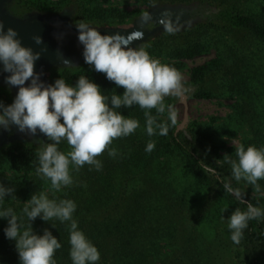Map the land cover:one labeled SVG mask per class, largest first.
<instances>
[{
  "label": "trees",
  "instance_id": "1",
  "mask_svg": "<svg viewBox=\"0 0 264 264\" xmlns=\"http://www.w3.org/2000/svg\"><path fill=\"white\" fill-rule=\"evenodd\" d=\"M155 1L164 0H146L147 3ZM223 1L231 3L217 14L218 18L229 23L225 30L218 33L215 40L207 36H187V41L174 51L178 56L193 57L207 53L210 48L216 50L213 59L192 70L191 78L197 86L194 95L234 99L233 116L237 115L247 123L250 132L243 145L245 148L250 145L259 148L264 146V0H240L236 5L233 0ZM85 3L92 4V9L98 13L106 11L97 0H14L8 8L12 14L21 16L33 10L58 12L62 7L80 9ZM240 30L245 32L240 33ZM199 31L202 35L206 30L200 28ZM59 70H51V82L63 78L74 86L79 76L86 75L107 95L124 91L123 87H117L106 79L104 73L95 71L87 63L78 69ZM0 88L6 96L5 100L1 99L3 104L13 103L10 89L1 83ZM171 98L168 96L165 100L170 101ZM119 111L139 120L140 127L127 137L113 140L108 147L118 150L115 157L109 156L107 149L97 157L103 165L100 171L87 164L79 171L74 170L73 185L62 189L58 196V200L76 202L74 219L78 221L79 229L97 246L101 257L98 264H221L223 252L230 249L224 240L226 228L222 230L219 224L227 222L212 219L223 207H229L232 213L236 208L246 210V204L224 191L222 181L239 188L247 202L257 205L264 201V197L256 198L247 192L245 181L237 182L232 178L229 164H216L225 154L236 159L237 147L224 150L214 144L209 145L205 140L211 141L209 135L204 133L205 136L201 137L196 135L198 131L191 129L190 136H195L193 144L184 132H175L172 125L166 136L150 137L145 128L144 109L133 105L132 108L122 106ZM155 113L152 112L153 115ZM31 137L39 139L40 136L34 134ZM17 138L25 141L29 137L21 135ZM150 141L155 142V148L149 153L145 149ZM21 147L23 150L17 154L10 149L0 151V183L15 188L5 198L3 207L14 208L18 216H22L23 202L51 184L50 180L33 171L31 161L36 160L33 157L37 154L34 146L21 145L17 150ZM59 147L63 152L71 150L67 141H62ZM201 160L217 169L219 180L200 169ZM122 162L124 171L115 169ZM97 177L99 192L95 184ZM258 183L264 190V179ZM12 196H15L13 201ZM199 197L202 200L198 204ZM23 220L27 227V218L23 217ZM31 224L35 233L42 235L47 229L60 240L62 247L56 250L54 257L57 264H72L69 255L70 222L61 223L55 218L43 221L37 217ZM7 226V218H0V264H20L15 241L5 236ZM243 242L242 259L237 264H264V220L249 221Z\"/></svg>",
  "mask_w": 264,
  "mask_h": 264
},
{
  "label": "clouds",
  "instance_id": "2",
  "mask_svg": "<svg viewBox=\"0 0 264 264\" xmlns=\"http://www.w3.org/2000/svg\"><path fill=\"white\" fill-rule=\"evenodd\" d=\"M76 27L78 40L83 45L85 63L93 66L95 71L104 73L106 79L117 87H123L122 94H105L86 75L79 76L74 86L63 78L45 85L40 81L39 74L34 72L39 53L22 46L17 32L12 28L5 32L0 23V63L4 72L11 73L6 77V82L19 86L13 103L7 106L0 103V126L7 128L15 124L21 132L27 130L32 134L39 129L48 138L50 143L41 144L38 152L36 171L42 178L50 180L54 192L73 185L72 172L79 171L85 164L100 171L103 165L97 157L105 149H108L109 156L115 157L118 150L108 146L114 139L127 137L140 127L139 120L119 111L122 106L132 108L138 105L145 110L148 136H166L169 126L177 124L178 112L173 105L165 104V98L183 97L188 91L183 84V75L177 68L150 56L143 47H128L133 40L142 38V32H133L125 38L119 34L102 35L96 26L88 22L80 21ZM164 27L168 32L174 31L170 24ZM36 42L41 43V38L36 37ZM68 63L65 61V64ZM30 78V84L24 86ZM152 109L156 110V115L152 114ZM166 110L167 119L162 121L160 116ZM62 141H67L70 151L60 150ZM154 148L155 142L150 141L145 150L150 153ZM235 155L236 159H233L225 154L216 164H229L233 179L237 182L243 180L256 192H261L258 181L264 179V146L257 148L250 145L245 148L240 144L235 149ZM200 164L204 173L220 179L215 167L204 160ZM222 182L225 192L246 204V210L236 208L227 219L230 238L238 245L249 221L264 218V209L245 201L240 189L233 188L230 182ZM14 191V187L0 183V218L8 220L5 236L15 241L20 264H57L55 252L62 244L47 229L42 235L33 231L31 222L37 217L43 221L55 218L61 223L70 222L69 255L72 264H98L101 257L97 246L79 229L78 221L74 219L73 214L77 209L75 201L49 198L47 192L41 191L23 202L22 216H18L14 208L3 207L5 198ZM23 217L29 222L27 227Z\"/></svg>",
  "mask_w": 264,
  "mask_h": 264
},
{
  "label": "rangeland",
  "instance_id": "3",
  "mask_svg": "<svg viewBox=\"0 0 264 264\" xmlns=\"http://www.w3.org/2000/svg\"><path fill=\"white\" fill-rule=\"evenodd\" d=\"M14 1V0H13ZM12 1V2H13ZM55 1V0H50ZM101 7L106 9L104 13H98L96 10H93V5L90 3H85L83 7L80 9H72L69 7H62L58 12H47V11H27L21 16L25 15H41L44 17L47 16H68L70 22H72V26L76 27V25L80 22H88L97 28H110V27H118V28H130L132 27L134 21L140 19L144 15L147 14L148 11L152 9H157L159 6H173V7H182L186 8L188 14L186 19L183 22H180L177 27H172L174 29L173 32H168L165 28H160L157 33L150 34L149 37L144 41L140 42L141 47L145 48L150 56L161 60L162 63L170 64L177 68L183 75V84L188 89V91L183 95L184 100H181L180 97L172 96V100H165L166 105H173L178 112V120L177 124L174 125L175 132L181 131L186 134L188 139L194 144L195 136L192 138L190 136L189 131L191 129H195L196 135L205 136V134L211 137V141H207L209 145H216L220 149H228V148H236L239 147L240 144H243L244 140L250 137V132L248 128V124L242 122V120L236 115L233 116L234 110L233 105L235 104V100L223 97V98H203L195 96V91L197 90V86L192 81V70L193 68L203 65L207 63L209 60L215 57L216 50L214 48H210L208 52H202L193 57H183L178 56L174 51L175 48L182 46L183 43L187 41V36L191 37H199V38H213L215 40L217 34L225 30V25L229 23L224 22L220 18H218V12L222 9L228 7V2H224L223 0H191V1H155L147 3L146 0H97ZM220 1H223L222 3ZM240 0H233V4L236 5ZM92 3V2H91ZM242 7V6H241ZM7 9L9 10L8 6ZM10 11V10H9ZM11 12V11H10ZM228 18V16H226ZM203 26V27H202ZM200 28L205 29L206 31L200 35ZM197 32V33H196ZM240 33H244L245 30H240ZM196 33V34H195ZM161 50V52H159ZM85 63V60L79 62L74 66L69 67H51L47 71L48 81L50 84H53L50 80V74L52 69H56V71H60L61 68H70V69H78V67ZM55 82V81H54ZM2 84V83H1ZM7 87V86H6ZM8 88V87H7ZM1 90L3 88H0ZM9 89V88H8ZM11 91V89H10ZM12 93V91H11ZM13 96V93H12ZM5 95L1 91L0 92V103H3L5 100ZM14 97V96H13ZM3 99V100H1ZM14 101V99L12 100ZM7 106V105H5ZM152 112H156L155 109H152ZM156 115V113H155ZM129 117H132L129 115ZM167 119V110L166 112L160 116V120ZM140 122V121H139ZM233 126V128H228V126ZM1 127V126H0ZM236 130L234 133L233 131ZM24 138V137H22ZM118 139V138H116ZM48 138L42 133L39 139L35 138H27L25 141H21L19 138H12L7 143H0V151L5 152V150H12V152L17 154L19 151L23 150V147L17 150L21 145L28 146V144L33 145L36 150V156L33 158V171L38 167V152L40 150L41 144H46ZM203 142L202 140H200ZM108 150V149H107ZM120 162V160H119ZM129 165V164H128ZM124 163L122 165L119 163L115 166V169L122 168L124 171ZM31 172V171H29ZM7 173V172H6ZM101 177L104 173L100 174ZM100 177V178H101ZM98 177L95 181V184H99ZM96 185L97 192H99V185ZM247 192L256 198L264 197V190L261 189V192H256L251 185H246ZM203 189V187H202ZM201 189V191H202ZM47 192L49 198H56L60 192H54L51 189L50 185H45L43 190ZM113 193V192H111ZM14 199L11 198V201ZM202 198H197V203H201ZM26 202V201H25ZM257 206L264 209V201L263 203L257 204ZM232 209L229 207H223L220 212H218L216 218L212 219V221L221 220L223 222H227V219L231 216ZM4 219V218H2ZM264 220V218H261ZM213 223V222H212ZM218 225V224H217ZM220 228L223 230L226 228V235H224V240H226V244L230 249L227 252H223L224 256L220 261L221 264H237L240 259H242V251L244 250V242L243 239L240 243L234 244L231 240V231L229 230L227 223L219 224ZM227 226V227H226ZM224 227V228H223ZM231 246V247H230ZM227 248V249H228ZM220 260V258H219Z\"/></svg>",
  "mask_w": 264,
  "mask_h": 264
},
{
  "label": "water",
  "instance_id": "4",
  "mask_svg": "<svg viewBox=\"0 0 264 264\" xmlns=\"http://www.w3.org/2000/svg\"><path fill=\"white\" fill-rule=\"evenodd\" d=\"M13 0H0V23L4 26V31L7 32L9 28L17 32V39L21 41L22 46L31 48L33 53H39V59L34 63V72L39 74L40 81L45 85L50 84L48 81L47 71L51 67H69L78 64L84 60L83 45L78 40V31L71 29L69 26V18L63 16H41V15H25L17 16L12 14L7 6ZM102 35H115L119 34L127 38L131 33L137 30L133 27L128 29L110 27V28H97ZM36 37H40L42 42L37 43ZM139 39L133 40L128 47H133L137 44ZM68 61V64H65ZM11 73L4 72L3 64L0 63V83L6 85L11 89L14 99L18 93L19 86H12L6 82V77ZM26 81L24 86L30 84ZM184 100V96L180 97ZM51 110V109H50ZM62 121V120H61ZM12 138L19 136L31 137L32 133L27 130L21 132L15 124L9 125ZM41 136L39 129L36 135Z\"/></svg>",
  "mask_w": 264,
  "mask_h": 264
},
{
  "label": "flooded vegetation",
  "instance_id": "5",
  "mask_svg": "<svg viewBox=\"0 0 264 264\" xmlns=\"http://www.w3.org/2000/svg\"><path fill=\"white\" fill-rule=\"evenodd\" d=\"M190 14L187 12V9L182 7H173V6H159L157 9H152L147 12L146 15L141 17L140 19L134 21L132 24L133 28H135L137 31H140L143 33L142 38L139 39V42L135 45H133L132 48L141 47L140 42L142 40H146L147 37L150 36L152 33H157V31L160 28H165V24H170L171 27H177L180 22H183L186 19V16ZM68 17V16H63ZM69 26L71 29L78 31L77 27H74L72 25V22L69 20ZM62 122V121H61ZM11 129L8 126L7 128L1 126L0 127V143H7L10 141L11 137ZM42 135V134H41ZM40 136V134H39Z\"/></svg>",
  "mask_w": 264,
  "mask_h": 264
}]
</instances>
